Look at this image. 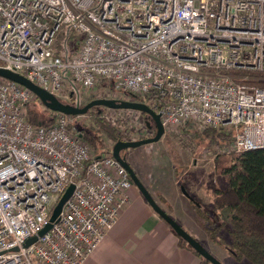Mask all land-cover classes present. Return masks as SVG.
Wrapping results in <instances>:
<instances>
[{
	"label": "built area",
	"instance_id": "built-area-1",
	"mask_svg": "<svg viewBox=\"0 0 264 264\" xmlns=\"http://www.w3.org/2000/svg\"><path fill=\"white\" fill-rule=\"evenodd\" d=\"M0 68L78 106L81 89L112 81L127 100L158 97L166 130L197 122L232 131L230 151L264 148V87L251 74L264 73V0H0ZM33 96L0 76V264H84L134 182L70 115L32 125Z\"/></svg>",
	"mask_w": 264,
	"mask_h": 264
},
{
	"label": "trees",
	"instance_id": "trees-1",
	"mask_svg": "<svg viewBox=\"0 0 264 264\" xmlns=\"http://www.w3.org/2000/svg\"><path fill=\"white\" fill-rule=\"evenodd\" d=\"M74 46L77 47V44ZM256 84L264 87V82H256ZM137 100H142L155 111H158L159 98L155 95ZM34 105L35 107L40 105L42 109L39 111L40 108H35ZM95 108L98 107H93L87 113H91V122H83L78 126L77 131L82 140L93 149L97 157L112 156L114 145L119 141H128V131L134 129L129 128L127 118L108 116L105 113L107 110L116 115L121 111H132L139 113L144 118L148 116L146 113L137 110L105 107L101 111L95 110ZM58 114L59 112L51 110L39 100L30 105L28 120L34 126H52ZM70 116L72 118L78 117ZM187 126L180 127L179 131L187 132L190 130ZM195 133L193 140L197 144L205 142L207 138L214 141L216 138L222 140L223 137H226L225 142L229 141L227 145L232 143V131H218V129L207 127L203 130L195 129ZM217 139L216 141H218ZM224 140L220 144L223 146V150L215 158V171L226 177L227 186L214 190L212 211L205 210L200 202L195 201L193 196L190 201L195 206L196 215L211 239L220 244H225L237 260L247 258L254 264H264V148L243 150V152L230 151V149H224ZM128 150L124 151L125 154ZM140 179L142 178L140 177ZM142 182L147 186L144 179ZM222 211L229 212L228 221L218 219ZM227 224L230 226L229 236L227 240L222 241L219 233L224 230ZM178 237L181 246L196 252L185 239ZM198 255L205 264H212L200 254Z\"/></svg>",
	"mask_w": 264,
	"mask_h": 264
},
{
	"label": "rangeland",
	"instance_id": "rangeland-1",
	"mask_svg": "<svg viewBox=\"0 0 264 264\" xmlns=\"http://www.w3.org/2000/svg\"><path fill=\"white\" fill-rule=\"evenodd\" d=\"M251 74L256 77V82H264V73L251 72ZM126 93L117 88L114 82L104 81V83L98 85L93 90L86 91L81 89L79 103H81V106H84L96 98L130 99L127 98ZM36 101H39V99L34 95L31 104H34ZM31 104H29V107ZM36 107L40 108L39 111L42 109L40 105ZM97 109L102 111L105 107H98ZM97 109L95 108V110ZM105 113L108 116L113 115L114 118L118 116L128 119L129 128H134L128 131L129 140H139L156 134L154 122L147 117H142L139 113L121 111V113L116 115L108 110ZM70 120V128L77 130L78 126L83 122H91L92 117L91 113H89L79 115ZM148 122L152 125L151 128L148 127ZM187 128L190 129L187 132L183 130L177 131L178 129H175V131L165 129V133L160 140L136 148H130L126 151V156L138 176L145 180L148 189L152 191L149 192L153 194L157 203L216 259L222 264H254L247 258L237 260L225 244H220L211 239L196 215L195 206L181 190V187H184L194 197L196 202L202 204L205 210L212 211L214 190L227 186L226 177L215 171V158L223 150V146L220 144H222V140L226 137L222 136L224 138L222 140L216 138L218 141L216 139L212 141L207 138L205 142L197 144L193 140L196 134L195 129L203 130L204 127L197 122H191ZM107 142L111 144V142ZM227 143L229 141L225 142L224 140V149H230L231 145H227ZM169 177L174 179L173 182L181 190L179 192L182 197L177 198L175 193L172 192L165 197L158 195L159 193L155 190V187L157 188V186L160 187L167 183ZM134 187H136L135 184ZM221 214L219 215V220H229L228 211H222ZM211 216L213 217V214ZM229 227V224H227L224 230H221V233H219L222 241L227 240Z\"/></svg>",
	"mask_w": 264,
	"mask_h": 264
},
{
	"label": "crops",
	"instance_id": "crops-1",
	"mask_svg": "<svg viewBox=\"0 0 264 264\" xmlns=\"http://www.w3.org/2000/svg\"><path fill=\"white\" fill-rule=\"evenodd\" d=\"M173 181L169 177L155 187L158 195L172 192L182 197ZM129 192L128 204L84 264H205L196 252L180 245L178 235L137 187Z\"/></svg>",
	"mask_w": 264,
	"mask_h": 264
},
{
	"label": "water",
	"instance_id": "water-1",
	"mask_svg": "<svg viewBox=\"0 0 264 264\" xmlns=\"http://www.w3.org/2000/svg\"><path fill=\"white\" fill-rule=\"evenodd\" d=\"M0 76L4 78H8L12 81L20 83L27 88H29L34 95L48 108L51 110L64 113L66 115H85L88 113L90 109L93 107H108L113 109H130L137 110L146 113L150 119L155 124L156 134L149 138H143L139 140H128V141H119L113 147V155L121 164L129 171L131 179L133 180L136 187L140 190L144 198L150 204V206L172 227L175 233L185 239L198 254L204 257L206 260L210 261L212 264H222L218 259H216L198 240H196L183 226H181L173 217H171L160 204L157 203V200L153 196L147 186L142 182V179L138 176L134 168L131 164L122 156V151H125L130 148H136L144 144L153 143L161 139L163 134L165 133V127L161 120V114L151 108L147 103L136 101V100H119V99H109V98H96L88 102L84 106H78L70 103H66L61 101L57 96L50 93L46 89L41 86L35 84L30 81L24 75L19 73H14L8 69L0 68ZM152 127V125L149 123ZM75 189V185L71 184L64 192L62 197L60 198L58 204L53 209L50 222L48 225L40 232L39 235H43L47 231H49L54 222L57 221V218L62 211V207L66 203L67 200L70 199ZM184 195L189 199H193L192 195L184 188L181 187ZM38 236H35L29 239L26 243V246L31 245L33 242L37 240Z\"/></svg>",
	"mask_w": 264,
	"mask_h": 264
},
{
	"label": "flooded vegetation",
	"instance_id": "flooded-vegetation-1",
	"mask_svg": "<svg viewBox=\"0 0 264 264\" xmlns=\"http://www.w3.org/2000/svg\"><path fill=\"white\" fill-rule=\"evenodd\" d=\"M136 101H140L143 102L142 100H136ZM122 156L125 157V159L129 162L128 157L126 156L125 152L122 151ZM130 163V162H129ZM132 166V165H131Z\"/></svg>",
	"mask_w": 264,
	"mask_h": 264
}]
</instances>
